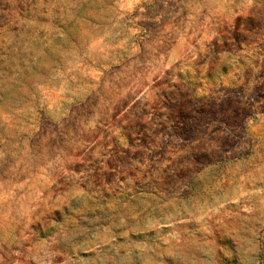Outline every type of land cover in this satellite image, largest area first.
I'll use <instances>...</instances> for the list:
<instances>
[{
  "label": "rangeland",
  "instance_id": "rangeland-1",
  "mask_svg": "<svg viewBox=\"0 0 264 264\" xmlns=\"http://www.w3.org/2000/svg\"><path fill=\"white\" fill-rule=\"evenodd\" d=\"M0 264H264V0H0Z\"/></svg>",
  "mask_w": 264,
  "mask_h": 264
}]
</instances>
